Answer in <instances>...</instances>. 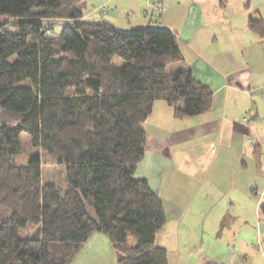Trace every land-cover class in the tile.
I'll list each match as a JSON object with an SVG mask.
<instances>
[{
    "label": "trees",
    "instance_id": "1",
    "mask_svg": "<svg viewBox=\"0 0 264 264\" xmlns=\"http://www.w3.org/2000/svg\"><path fill=\"white\" fill-rule=\"evenodd\" d=\"M84 9L0 0V264H70L94 234L116 264H168L155 245L162 199L135 177L144 124L156 102L177 119L204 115L213 93L190 69L169 72L183 61L176 32H126L83 21ZM47 20L70 23L52 33ZM23 136L38 153L24 152ZM43 166L58 168L54 181Z\"/></svg>",
    "mask_w": 264,
    "mask_h": 264
},
{
    "label": "crops",
    "instance_id": "2",
    "mask_svg": "<svg viewBox=\"0 0 264 264\" xmlns=\"http://www.w3.org/2000/svg\"><path fill=\"white\" fill-rule=\"evenodd\" d=\"M100 2L99 11L110 4L109 18L84 9L83 21L107 22L126 32L146 27L176 32L183 56L180 69H190L194 80L213 93L208 113L180 118L185 130L171 136L174 142L164 139L170 132L151 129L150 123L146 126L152 111L144 124L145 154L135 177L147 180L159 195L161 174L173 167L178 174L168 185L176 181L183 202L192 199L200 208L212 201L209 178L235 180L231 194L242 197L238 206L231 197L228 210L245 212V219L247 213L243 230L248 237L218 257L225 264H264V30H252L249 24L252 18L264 27V0H225L222 5L219 0ZM171 144L178 147L177 166L169 151ZM96 235L100 234L89 237L70 264H105L106 260L116 264L115 252L108 259L98 246L90 245L91 239L100 238Z\"/></svg>",
    "mask_w": 264,
    "mask_h": 264
},
{
    "label": "rangeland",
    "instance_id": "3",
    "mask_svg": "<svg viewBox=\"0 0 264 264\" xmlns=\"http://www.w3.org/2000/svg\"><path fill=\"white\" fill-rule=\"evenodd\" d=\"M100 1L84 0L85 9H87V12L90 9H94L96 14L109 18L108 11H103L105 8H101L100 11L98 10V8L102 7L100 5L103 4ZM105 7L110 8V4ZM43 23L45 30L48 31L50 29L52 33H59L70 22L68 20H47ZM5 30L13 31V24L9 23L5 25ZM173 68L180 69L181 67L179 64L171 66L169 72L175 71ZM159 107L161 110L158 109ZM153 110V115L148 119L146 126L150 123L151 129V126H155L158 129L165 130V133L170 132V135L164 139H166L167 143L174 142L170 140L171 136L173 135L175 138L176 132L185 130V127H182L180 123L183 121H179L183 119L170 118L171 111L163 102H156ZM153 132L158 137L159 135H163L158 131ZM22 145L25 153L39 152L26 136H23ZM177 149L178 147L175 144L169 146L172 161H174L176 166L178 164V160H176ZM42 173L44 181H54L58 168L43 166ZM177 174L173 167L164 170L161 174L159 197L162 199L165 208L166 223L157 234L155 245L167 251L168 264H213L214 262L216 264H225L224 260L218 257V255H223V251L233 247L235 245L234 242L237 240L248 237L247 232L243 230L244 224L248 219L247 213L245 219L243 218L245 212L228 210L231 197L232 200H236L237 206L240 205L239 202L242 197L238 193L236 195L231 194L232 183L235 180L230 178L231 183H229L227 179H223L222 176L219 177L218 175L217 178H209L210 182L209 180L208 182L211 185L209 196L212 198V201L209 204L207 203L206 208H200V206L192 203V199L183 202V198L178 195L179 192L176 190L178 187L176 186V181L172 182V186L168 185L170 178H174ZM237 181L240 184L239 180ZM96 236L100 238L98 241L95 238L91 239L90 245L96 249L98 246L100 251L105 254V257L111 258L114 250L108 240L101 235ZM105 264H108L107 260Z\"/></svg>",
    "mask_w": 264,
    "mask_h": 264
},
{
    "label": "built area",
    "instance_id": "4",
    "mask_svg": "<svg viewBox=\"0 0 264 264\" xmlns=\"http://www.w3.org/2000/svg\"><path fill=\"white\" fill-rule=\"evenodd\" d=\"M162 11H163V8H160V9H159V12L161 13Z\"/></svg>",
    "mask_w": 264,
    "mask_h": 264
}]
</instances>
